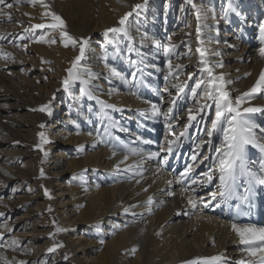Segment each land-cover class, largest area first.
<instances>
[{
	"label": "bare ground",
	"instance_id": "6f19581e",
	"mask_svg": "<svg viewBox=\"0 0 264 264\" xmlns=\"http://www.w3.org/2000/svg\"><path fill=\"white\" fill-rule=\"evenodd\" d=\"M13 2L18 4L14 9L19 17L12 19L25 22L13 27V36L26 38L28 42L20 46L51 60L52 64L32 62L28 55L20 56L18 61H26L24 69L29 75L48 74L49 68H54L57 76L48 82L45 97L40 94V86H29L24 92L17 81L7 79L4 82L8 88L0 89V101H3L0 111L17 110L16 119L6 124L7 129L24 139L9 143L13 154L8 162L15 170L23 161H31L36 169L32 176L16 171L21 182L35 180L34 193L23 197L6 188L13 178H4L0 199L7 203L16 197L19 202L0 208L4 214L0 216V226L4 221L10 229L15 228L17 217L14 216L25 214L29 218L26 224L31 218L36 220L37 227L29 231L40 228L35 236L43 241L39 254L30 256L10 247L0 231V244L4 245L0 247V264L5 261L7 264L21 261L25 264H186L196 258L220 254L224 264L247 259L232 225L264 227V185L249 182L246 176L238 174L231 198L224 202L219 196L215 200L211 198L210 194L219 190L216 149L223 142V127L227 123L212 130L215 103L204 98L200 102L196 99L200 104L193 105L191 98L187 100L182 95H187L199 80L207 79L206 73L200 71V53L196 51L192 60L187 57L190 37L195 48L206 50L210 64H223L215 68V73H222L225 80L233 82L227 85L233 97L253 86L264 71V57L259 55L264 0H193L205 17L199 22L203 45L197 40L195 10L187 0H147L146 3L145 0H45L51 11L65 21L69 34L89 41L81 61L82 78L88 79L85 70H90L95 78L87 85L78 80L67 89L62 81L67 76L66 69L79 55V48L64 47L62 43L54 46L35 43L41 29L26 34L20 30L48 23L49 18L43 16L44 8L29 0ZM136 4L143 7L133 11ZM163 6L165 18L161 20ZM177 9L179 18L174 16ZM208 9L214 10L215 18ZM128 12L132 15L125 25L126 34L105 36L107 29L119 27L120 17ZM45 29L50 35L59 36L58 30ZM169 46L172 50L165 53V47ZM10 47L9 51L13 46ZM215 52L220 55H213ZM169 61L173 66L171 74ZM110 69L119 75H113ZM162 71H165L163 78ZM127 75H131L130 80ZM14 90L19 95V91L23 92L22 103L17 106L8 103L15 100ZM42 105H48L51 114L40 111ZM153 105L159 108V115L153 114ZM249 106L264 108V94L243 105ZM190 110L195 116L193 120H189ZM248 115L259 126L258 136L264 135L260 131L264 129V112ZM113 123L117 126L113 127ZM193 126L199 128L195 140L189 136ZM39 129L46 142H42L40 135L35 136ZM29 131L33 132L31 142L24 137ZM181 132L185 135L180 136ZM160 134L162 145L158 142ZM178 136L168 152V140ZM192 150L198 153L195 169L183 183H177L189 166L187 158L182 157ZM152 153L158 155L153 157ZM246 154L249 168L260 173L264 153L249 145ZM129 166L133 167L132 171L127 170ZM208 172L213 173V179L204 183V173ZM67 175L73 177L71 183L64 182ZM193 179L199 182L193 184ZM185 188L188 191H183ZM190 196L196 201L195 209L188 203ZM149 197L153 200L151 205L147 204ZM30 202L35 203L32 209H20ZM125 208L129 211L125 212ZM57 227L64 231L57 232ZM85 228H88L86 232L93 230L95 238L93 234H78ZM57 244L64 246L48 251Z\"/></svg>",
	"mask_w": 264,
	"mask_h": 264
},
{
	"label": "snow or ice",
	"instance_id": "6c2138e0",
	"mask_svg": "<svg viewBox=\"0 0 264 264\" xmlns=\"http://www.w3.org/2000/svg\"><path fill=\"white\" fill-rule=\"evenodd\" d=\"M30 3L33 5L39 4L44 8L43 16L49 18L48 23H41V24H34L31 26V28H26L24 31L25 33L32 32L36 29H51L53 31L58 30L59 31V39L60 42L64 45V47H68L71 45L72 47H78L79 48V55H77L74 60L71 63V66L66 69L67 76L62 81L63 86L65 89H67L70 84L80 81L82 84L87 85L90 83L92 79L95 78L94 74L91 73L90 70L87 71L88 79L84 80L82 78V66L81 61L85 58V51L88 46V39L84 37L76 38L69 34L67 31V26L65 21L54 11H51L50 5L45 2V0H29ZM147 0H145V3ZM187 3H189L192 8L195 10L196 13V19L198 21L197 24V40L200 42L201 45H203L204 41L200 39L201 36V27H200V21L204 19V14L201 11V7L198 6L196 3L193 2V0H187ZM0 5L4 6V8L11 9L13 7L12 3H7L6 0H0ZM143 5L136 4L133 6V11L136 9L142 8ZM208 12L213 13L214 16V10L208 9ZM0 14L6 15L8 19H11L10 13H5L3 11V8H0ZM132 13L128 12L125 13L119 20V27L116 28H109L105 31V36L108 35V33H125L126 34V22L128 21L129 16H131ZM207 27V25H205ZM260 32H261V47L259 48V55L261 57H264V23H262L260 26ZM24 37H21L23 39ZM39 43H56V39H45L44 35H41L39 39L36 41ZM26 47V46H25ZM172 50V46L165 47V53H168ZM190 50V49H189ZM197 52L200 53L201 60L200 64L202 67L200 68V71L203 73H206L207 79H201L196 84L195 87L191 89L193 95L197 94V89H200L202 86L204 88V98L206 100H211L215 103V118L212 119L211 125L212 130L217 129V127L222 126V124L226 121L227 127H223V142L219 148L216 149V152L218 154V164L216 171L219 172V190L217 192H212L211 198L215 200L217 196L220 197L221 202L226 201L227 199L231 198L235 194V185L237 176L244 175L248 178L249 182H255L257 184L264 185V161L260 164V173H257L255 171H252L249 168V162L247 159L246 150L249 145H251L254 148L259 149L261 153H264V135L258 136L257 134V128L259 127L257 124H255L250 118V113H256V112H264V108L260 107H243L245 104H249L250 101L254 98H256L260 94H264V71H262L258 77V79L255 81L253 86L247 91L242 93L239 96L233 97L230 93V91L227 88V85L233 83L231 80H225L224 74H216L215 68L223 67L222 63H215L210 64L208 59L206 58V50L203 47H198L196 49ZM10 54L4 53L2 50H0V59L8 58ZM213 55L219 56V52L213 53ZM169 74L172 73L173 66L171 64V61H169ZM177 68L180 66L177 65ZM113 75H119L115 71V69H110ZM247 75V74H246ZM123 79V77H121ZM177 87L180 88L181 91H183V87L177 85ZM83 91V89H82ZM167 91V89H165ZM102 103V102H101ZM104 107L109 108H115L114 105H104ZM35 110V109H34ZM40 111H48L49 114H51L49 106L48 105H42L39 109ZM152 111L154 115H159L160 110L155 105L152 106ZM171 109H169V112ZM167 115V114H165ZM195 119V116L189 115V120ZM113 127H116L117 125L115 123L112 124ZM41 128L44 127L43 124L40 125ZM171 127V126H169ZM123 130V129H122ZM262 133H264V129L260 130ZM185 135L184 132L180 133V136ZM212 135V131L208 132V136ZM42 142H46L44 140V133H40ZM179 139V136L176 137L175 140H168V147L167 151H172V146L176 143V141ZM39 147V145H38ZM199 147V146H198ZM133 154H137L135 150H132ZM115 155V153H113ZM153 157L158 155L157 153L151 154ZM125 160L128 159L127 156L124 157ZM193 160L196 159L195 156L192 157ZM123 163V161H121ZM119 164L116 165L117 170H119ZM128 171H132L133 167L129 166L127 169ZM192 172V168L188 167L184 170V172L181 173L180 178L177 179V183H183V179L185 177H188L189 174ZM137 175L140 173L137 172ZM43 170L41 171V176H43ZM204 176L206 177V180L203 181L204 183L211 182L213 179V173L208 172L204 173ZM199 181L196 179L192 180L193 184L198 183ZM139 183V181H137ZM171 183V182H169ZM183 191H188V189H183ZM193 192H195V189H192ZM47 194V190L46 193ZM169 195H173V193L169 192ZM153 203V200L151 197L148 198L147 204L151 205ZM188 203L191 205L193 209L197 207L196 201L190 196L188 199ZM207 207V205H204ZM134 207V206H133ZM125 212H128L129 209L125 208ZM149 211L151 209L149 208ZM4 214L0 212V216H3ZM56 222L53 221V224ZM232 230L236 233L237 237L239 238V244L243 245L242 252L247 254V259H241L236 262V264H264V227H258L256 225H232ZM57 232L64 231V229H61L59 227L56 228ZM0 240H2V234H0ZM101 243H104L103 240L100 241ZM4 246L3 244H0V247ZM10 247L15 248L18 246V242L16 240L11 241ZM63 244H57L52 248H49V252H53L56 250L57 247H63ZM136 249L133 248L132 252L135 253ZM67 259V257H65ZM4 264H7V261L4 262ZM20 264H25V262L21 261ZM186 264H224V257L223 254L212 256V257H201L196 258L191 261H187Z\"/></svg>",
	"mask_w": 264,
	"mask_h": 264
},
{
	"label": "rangeland",
	"instance_id": "374dc122",
	"mask_svg": "<svg viewBox=\"0 0 264 264\" xmlns=\"http://www.w3.org/2000/svg\"><path fill=\"white\" fill-rule=\"evenodd\" d=\"M14 1H16V0H14ZM6 2L7 3H12L13 7L11 9H7V8H4V6L0 5V8H3V11L5 13H10L11 14V19L10 20L8 19V17L6 15L0 14V50H2L4 53H8L10 55L8 56V58L0 59V89L1 88H4V89L8 88V86L4 82V80L7 79V80H12V81H17L16 83L19 85V88H21L23 90L25 88H28L29 86H38V87L40 86L41 87V88L39 87L40 88V94L43 93V94H41V96L45 97V96H47V94H46L47 91L46 90H49L48 89L49 83L53 82L54 78L57 76L56 75V70L54 68H49L48 74H46V73H41V74H38V75H37V73L33 74V75L27 74V71H25V69H24V66L26 65V61L24 62L23 60L20 59L21 61L19 62L18 58L20 56L22 57L23 55H28V57L31 59L32 62H33V60H37V62H42V63L43 62H47V63H49V65L52 64V61L51 60H45V59H43L44 58L43 56H40V55H38L36 53H32L31 51L28 52L27 50H25L23 47L20 46L21 44L24 45V43H27L28 41L26 40V38L25 39L24 38L23 39H17V37H14L13 34H12L14 32L13 27L17 26L16 25L17 23H25V22L23 20H18V19L16 20V18L12 19V16L19 17L18 16L19 14L16 15V12H15V9H14V7L16 8L18 6V4L16 2H13V0H6ZM164 8H165V6H163L162 9L160 8L161 9L160 10L161 11L160 12L161 20H163L165 18V10H164ZM179 15H180V11L178 9L175 10L174 11V16L176 18H179ZM189 18L190 17L188 15L187 16L188 20L186 19L188 22L190 21ZM26 28L25 27H24V29L21 28V30H20L21 33H25L24 30ZM38 33L40 34V36L44 35L45 39L55 38L56 39V43H52V44H50V43H39V42H36L39 39V38H37V40L35 41V43H37V44H46L47 46H50V45L54 46L55 44H59V43L61 44V42L59 40L58 33L56 34L57 36L56 35L52 36V35L49 34L50 32L46 31V29H44V30L41 29ZM39 34H37V35H39ZM12 36H13V38L11 39ZM187 44H188V55H187V57L190 60H192V59H194L196 57V49H197V48L194 47V45H195L194 39L192 37H190L188 39V43ZM9 46H11V47L13 46V48L10 47L11 48L10 51L7 49V48H9ZM12 49L14 51H18L19 54L18 53L17 54L13 53L14 51H12ZM5 64H7V65H5ZM164 74H165V71H162V73L160 74V77L163 78ZM39 75H41V76H39ZM195 76L199 77L198 74L195 75ZM126 78H128V80H130L131 75H127ZM44 80L46 81L45 83L43 82ZM31 81H34L35 84H37V85H35L34 82H31ZM28 84H30V85H28ZM198 90H199V94H198ZM201 90L197 89V94L196 95H193V93L190 91L189 93H187V95H182V96L187 97V100L191 98V100L193 102V105H194V103L195 104L197 103V105H198V104H200L199 103L200 101L205 100L204 99V88L202 87ZM26 91L27 90H24V92H26ZM19 92L21 93L20 95H19L18 92H16L14 90L13 93L15 94V100H13L12 102H8V103H13L16 106L20 105L22 103L21 100H20V97H21L23 92L22 91H19ZM179 95H180V93H179ZM0 103L2 104L3 101L2 102L0 101ZM162 111L166 112V110H164V109ZM205 111L206 110H204V112ZM16 112H17V110L14 109V108H7L6 111H3V110L0 111V114L2 113L1 116H0V157H1V159H0V187L2 186L3 182L5 181L4 178L9 176V177L13 178L14 181H13V183H7L6 188L9 191L14 190L13 191L14 195L16 194V196H18V197H20V196L23 197L24 195L26 196V195H29L31 193H34L33 192L34 186L32 184L34 183L35 180H30V182L28 181V183L27 182L26 183L21 182V180L19 179L17 173L22 172L24 176H32L33 173L36 174L35 173L36 169L33 166V163L31 161H23L22 163H20L19 169H15V170L12 169L13 167H11L9 162H8V160L11 158V156L13 154V151H12L11 147L9 146V143L12 140L23 139L22 137L17 136L16 133H14L13 131H10L9 129H7V126H6V124L10 125L9 123H11V121L13 119H16V116H15ZM22 113H24V112H22ZM31 120L35 121V118H31ZM41 124H43V122H41L40 125ZM198 129H199L198 127H194V126H193V128H191V130L189 132V136L191 137V139L196 136ZM40 130L41 129L36 131V133H35L36 137L38 135H40V133H41ZM32 134H33L32 131L27 132L26 135H24L25 139L27 141L31 142L30 138H32ZM194 140H195V138H194ZM158 142H159V145H162L164 143L161 134L158 137ZM193 156H195L196 159H197L198 153L192 150V152L189 155L187 153H184V156L182 157V159L187 158V165H189L188 167H191L192 170L195 169L194 162L196 161V159L195 160L192 159ZM163 160H164V157L162 155V156H160L159 161L162 162ZM10 167H11V169H10ZM16 171H17V173H16ZM70 177H71L70 175L65 176L64 182L65 181H67V182L69 181L71 183L73 181V177H71V179H70ZM14 184H16L17 186H19V185L20 186L19 187H17V186L14 187L13 186ZM15 190H17V191H15ZM1 196L2 195H0V198H1ZM15 198L16 197L11 199L12 201L7 202V203H6V201H3V200L0 199V208L2 206L9 207L11 204H15V205L18 204L19 199L18 198L15 199ZM14 200H15V202H14ZM31 202H30V204L29 203H27L25 205L23 204L22 208H20V209L23 210V211H27V210L32 209L34 207L33 204H35V203L32 204ZM9 203H11V204H9ZM17 212L19 213V211H17ZM20 215H21V217L18 218V216H20ZM24 215H22V213H20L19 215H15L14 216V218L17 217V221H16L17 225H16L15 228H12V229H10V227H8V225L4 221H2L1 222L2 224L0 226V231L3 232V237H4L3 239H8L9 240V245L11 244V241H13V240H16L18 242V246H16L14 248L15 250L21 252L22 254H28L30 256H35V255L39 254L40 250L43 247V241H38L36 239V236H35V234H36L35 232L39 231L40 228H37L38 230H36L35 232L29 231V230H32L33 228L37 227L36 223H35L36 220H33L34 218H31L29 220L30 223L26 224L25 222L29 218L25 217ZM87 229L88 228H85L84 232L79 230L78 234L82 233V235H84V236L93 234L92 238L93 237L95 238L93 230L89 229L88 232H86ZM95 241H96V239H95ZM28 264H31V263L29 262ZM47 264H50V263H47Z\"/></svg>",
	"mask_w": 264,
	"mask_h": 264
}]
</instances>
